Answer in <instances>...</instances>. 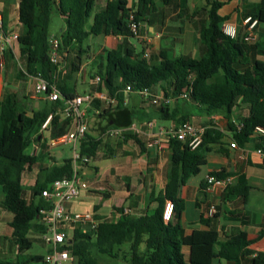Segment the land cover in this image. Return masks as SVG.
Returning <instances> with one entry per match:
<instances>
[{
    "label": "trees",
    "instance_id": "1",
    "mask_svg": "<svg viewBox=\"0 0 264 264\" xmlns=\"http://www.w3.org/2000/svg\"><path fill=\"white\" fill-rule=\"evenodd\" d=\"M98 1L19 0L18 21L26 27V33L18 39V59L8 48L4 55L5 65L12 64L21 78L41 76L56 85L61 68L52 62L54 47L49 30L52 16L57 13L65 22L58 36L59 64H68V76L80 72L84 62L90 59L87 41L91 37L118 36L124 39L117 49L106 51L97 69L90 73L91 79L95 76L101 79L98 90L116 99L117 105L113 107L97 100L89 114L99 111L96 116H107L113 123L110 127L130 126L136 120V111L126 105V96L150 89L162 98L159 105L151 104L157 108L161 120L173 122L178 128L185 122L191 123L194 117L202 118L207 121L198 126L205 127L206 131L202 144L196 149L171 137L174 168L165 193L155 200L158 205L154 210L136 215L118 209L116 219L97 220L93 217L97 222L95 228L91 223H62L59 228L68 232L70 237L63 249L70 252L77 264H100V256L118 259L125 244L130 245L129 264H213L215 259L234 264H264V252L251 248L253 241L247 234L242 233L238 241L220 242V233L212 224L219 217L216 205H213L216 208L213 215L209 214L210 206L201 219L200 223L207 229H194L186 234L181 226L185 201L180 196V189L200 174L208 155L218 145V152L226 153L225 135L217 130L213 117L221 116L227 121L232 140L238 145L243 146L254 139L257 148L264 151V135L257 132L258 128L264 129V40L259 38L256 29L255 41H246L247 33L242 37L227 35L223 28L228 17L220 15L224 3L206 0L202 11L207 13L208 19L201 31L199 58L173 57L166 51L155 54L150 49L149 55L145 56L146 48L138 50L128 41L135 38L131 31L132 21L151 22V16L157 10L154 0H108L102 10ZM241 1L243 7L250 0ZM163 3L169 12L188 9V0H163ZM252 8L245 14V19L256 20V27L264 24V0H257ZM128 86L133 93L126 92ZM58 89L61 99L55 102L46 100L38 109L34 103L31 107L22 103L17 93L5 96L4 92L0 99L2 207L13 215L11 241L17 249L15 259L0 260V264H42L39 263L42 255L27 254L35 243L47 248L42 239L47 230L42 223V210L50 209L51 204L42 198L41 192L54 181L71 177L74 171L73 159L58 161L49 156L53 147L49 138L43 140L44 136L40 134L49 116L53 118L46 131L50 132L48 137L51 139L72 129L71 117L62 120V115L67 103L79 95L69 86ZM183 95L187 98H182ZM104 134L94 137L88 133L79 143L81 157L95 158ZM130 138L142 145L137 135L126 136L125 140ZM34 142L42 145L38 155L28 152ZM177 165L182 170L180 178L175 172ZM34 168L39 172L34 187L28 192L24 177ZM210 175L232 177L225 170ZM250 191L248 178L241 174L222 196L238 197L245 204ZM168 202H172L174 208L171 219L165 221ZM186 248L189 249L188 255Z\"/></svg>",
    "mask_w": 264,
    "mask_h": 264
},
{
    "label": "crops",
    "instance_id": "2",
    "mask_svg": "<svg viewBox=\"0 0 264 264\" xmlns=\"http://www.w3.org/2000/svg\"><path fill=\"white\" fill-rule=\"evenodd\" d=\"M219 1L224 3L220 15L228 17L225 25H230L237 35L244 36L247 33L245 14L253 10L252 7L257 0H250L243 7L241 0ZM107 2L108 0L98 1L100 10L105 8ZM154 2L157 10L151 16V22L141 23V35L150 39V44L147 45L145 41L137 38H130L128 42L138 50L146 48L148 52L150 49V52L155 54L166 51L173 57L199 58L201 31L208 19L207 13L202 11L206 7V0L201 5L196 0H188L187 10L178 9L175 12L165 9L163 0ZM18 4L19 0H1L0 12L4 17L6 30L22 36L26 33V27L18 21ZM60 17L64 21V18ZM260 26L256 27V32L259 38L264 40V28ZM51 38L58 39V36ZM88 41L90 59L84 62L80 72L72 76H68V64L61 65L62 73L58 71L56 84L59 88L69 86L75 89L78 95L88 93L91 90L90 73L102 62L101 57L105 52L117 49L124 39L118 36H98L91 37ZM9 48L18 59L20 54L18 41H13ZM0 77L4 79L0 99L3 98L4 92L6 96L18 93L20 89L23 90L21 96L25 104L29 106V103L33 102L36 109L44 105L46 99L43 95L36 94L35 80L32 77L21 78L19 72L9 64L0 68ZM23 80H27V87ZM125 101L126 105L136 111V120L130 126L116 128L127 130L122 138L110 139L105 135L114 127H109L103 132L105 133L103 142L96 157L90 158V162L81 169V177L88 184V189L65 205L66 210L72 214H89L97 220L116 219L118 209H124L126 213L137 215L154 210L158 205L155 200L165 193L168 178L174 168L170 148L171 137L168 132L175 128V124L161 120L157 108L138 94H128ZM174 105L172 102V106ZM96 115L94 111L88 113L87 123L96 118ZM67 117V114H63L62 120ZM213 119L217 130L225 135L223 142L226 153H219L218 145L215 151L208 155L207 163L198 175L204 174L203 179L198 176L192 177L180 189V196L185 201L181 226L186 234H190L194 229H207L200 223L201 219L206 216L210 206L216 205L219 207V217L212 224L220 233L221 243L238 241L241 234L245 233L248 239L253 241L251 248L264 252V155L258 152L254 139L243 146L237 144L236 148H232L231 144L234 141L232 132L227 129V121L221 116H215ZM206 121L194 117L191 123L201 125ZM40 134L44 136L43 140L49 138L48 141L51 143L52 139L48 137L50 132L45 130L40 131ZM130 135H137L142 145L133 138L125 140L126 136ZM155 141L157 143L150 147L149 143ZM41 146L34 142L28 152L38 155ZM66 146H71L74 156L80 153L79 144H69L53 147L49 151V156L58 161L73 159L67 156ZM224 170L232 175L233 183L238 175L244 174L248 178L251 191L245 204H242L238 197L222 196L225 190L210 189L206 184L208 175ZM38 172L39 169L34 168L25 175L24 187L28 192L34 187ZM175 172L180 178L182 173L180 165L175 166ZM3 199L4 195L0 188V260H10L16 258L17 249L12 246L11 241L13 229L10 222L13 215L2 207ZM233 214L240 217H234ZM185 253L188 255V248L185 249ZM213 264L234 263L215 259Z\"/></svg>",
    "mask_w": 264,
    "mask_h": 264
},
{
    "label": "built area",
    "instance_id": "3",
    "mask_svg": "<svg viewBox=\"0 0 264 264\" xmlns=\"http://www.w3.org/2000/svg\"><path fill=\"white\" fill-rule=\"evenodd\" d=\"M245 25L247 28L246 41H255L256 36V26L257 21L252 20L251 17L245 19ZM224 32L235 37L236 32L230 25H224ZM131 31L135 38L145 41L147 45L150 44V39L143 38L141 35V24L139 22L132 21ZM19 35L17 33H9L5 29V21L2 13L0 12V68L5 65L4 55L6 50L11 46L13 41H18ZM52 45L54 47L52 62L55 65L59 64V54L58 47L60 44L59 39H52ZM148 51L145 56H148ZM35 80V91L37 95H43L46 100L50 102H55L61 99V93L58 87L52 84L50 81L46 80L41 76L33 77ZM3 81L4 79L0 77V96L3 93ZM101 84V79L95 76L91 79V90L88 93L79 95L67 103V108L65 114L71 117L72 120V130L68 133L52 139L50 145L52 147H58L62 145H78L83 141L88 134V123L86 118L88 116L89 110H91L92 104L99 100L104 101L111 106L115 107L117 105V100L110 98L107 92L98 90ZM127 93H133L130 86L126 89ZM142 98L146 99L152 105H159L160 96L154 95L150 89H144L137 91L136 93ZM182 98H187V95H183ZM171 100H167L170 102ZM98 115L100 112L95 111ZM53 116L45 121L42 126L41 132L47 130L49 127ZM239 128L241 126L238 125ZM206 128L198 126L196 124L185 122L168 132V135L172 138H176L179 141L186 143L191 149L198 148L202 142L205 135ZM125 129L112 128L106 132L108 138H122L126 134ZM257 132L264 135V129L258 128ZM157 141L149 143L150 147H153ZM238 145L236 142L231 144L232 148H236ZM37 149V147H35ZM260 154L264 155V151L259 150ZM35 154V153H32ZM90 162V158L81 157L80 153L75 154L74 157V171L71 177H65L54 181L48 188H45L41 192L42 198L51 204V208L47 210H42V223L47 226L46 232L43 234L42 239L47 245V253L43 256L42 264H73L74 258L68 250L63 249L70 238L68 232L61 230L59 225L62 223H79L87 224L91 223L92 228H95L97 222L94 220L92 215L86 214H72L66 210V203L77 199L81 192L88 189V184L81 177V169L83 165ZM206 183L210 189L218 188L225 190L233 184L232 177L217 178L213 175H208L206 178ZM174 205L172 202H168L164 219L169 221L172 216ZM216 212L215 207H211L209 214L213 215Z\"/></svg>",
    "mask_w": 264,
    "mask_h": 264
},
{
    "label": "rangeland",
    "instance_id": "4",
    "mask_svg": "<svg viewBox=\"0 0 264 264\" xmlns=\"http://www.w3.org/2000/svg\"><path fill=\"white\" fill-rule=\"evenodd\" d=\"M196 2H198L199 5L203 4L204 3V0H196ZM65 26V22L63 21V19L57 14V13H54L53 16H52V21H51V25H50V35L52 37H56V36H59L60 35V32L61 30L64 28ZM261 28H264V24H261L260 26ZM88 44L89 41H87ZM12 68L13 65L10 64ZM13 71H15L13 69ZM24 84L26 85V82L27 80H23ZM3 87H4V81H3ZM27 87V85H26ZM22 93H23V90H20L18 91V96L20 97L21 99V102L23 103V99H22ZM33 105V102H30L29 103V106L31 107ZM88 119V118H86ZM167 124V122H166ZM71 146H66L65 147V151H66V154L68 157L70 158H73L74 159V152H73V149L70 148ZM198 176V175H197ZM205 175H200L198 176L199 178L203 179ZM198 179V178H197ZM86 182V181H85ZM129 249H130V245L129 244H125L121 247V257L118 258V259H112L108 256H100V264H129ZM47 253V248L41 244V243H35L33 248L27 253V254H31V255H34V254H42V255H45ZM127 257V258H125ZM73 264H77L76 260L73 261Z\"/></svg>",
    "mask_w": 264,
    "mask_h": 264
},
{
    "label": "water",
    "instance_id": "5",
    "mask_svg": "<svg viewBox=\"0 0 264 264\" xmlns=\"http://www.w3.org/2000/svg\"><path fill=\"white\" fill-rule=\"evenodd\" d=\"M111 125H112V122L109 121L107 116L96 117V118H93L92 121L88 124V132L94 137H99L100 134H102ZM41 262L42 260L39 261V263Z\"/></svg>",
    "mask_w": 264,
    "mask_h": 264
}]
</instances>
